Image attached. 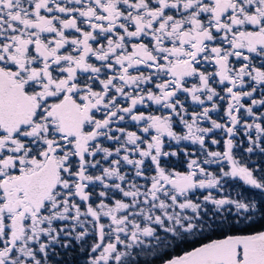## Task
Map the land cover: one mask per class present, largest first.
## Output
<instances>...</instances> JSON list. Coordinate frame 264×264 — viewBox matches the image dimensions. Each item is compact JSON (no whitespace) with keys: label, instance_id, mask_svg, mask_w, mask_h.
Masks as SVG:
<instances>
[{"label":"snow or ice","instance_id":"obj_1","mask_svg":"<svg viewBox=\"0 0 264 264\" xmlns=\"http://www.w3.org/2000/svg\"><path fill=\"white\" fill-rule=\"evenodd\" d=\"M0 264H264V0H0Z\"/></svg>","mask_w":264,"mask_h":264},{"label":"trees","instance_id":"obj_2","mask_svg":"<svg viewBox=\"0 0 264 264\" xmlns=\"http://www.w3.org/2000/svg\"><path fill=\"white\" fill-rule=\"evenodd\" d=\"M192 245H186V246H184L185 248H187V247H191ZM181 249L180 248H178L177 250H176V252L175 253H173V254H175V255H178V254H180L181 253Z\"/></svg>","mask_w":264,"mask_h":264}]
</instances>
